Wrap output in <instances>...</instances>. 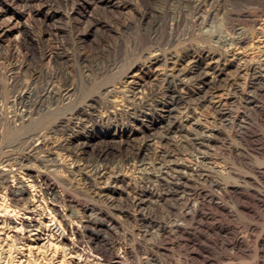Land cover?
<instances>
[{
    "label": "rangeland",
    "instance_id": "rangeland-1",
    "mask_svg": "<svg viewBox=\"0 0 264 264\" xmlns=\"http://www.w3.org/2000/svg\"><path fill=\"white\" fill-rule=\"evenodd\" d=\"M263 3L212 0L198 7L192 0H0V166L13 165L10 169L22 177L28 170L47 174L67 198L109 213L122 242L139 239L159 263L201 264L205 258L214 264H261L252 253L264 235V65L257 67L264 59ZM8 8L25 13L28 32L11 29L15 20ZM238 37L244 42L238 44ZM226 52L245 63L210 70L213 82L207 88L216 86L221 93L204 104L197 95L179 101L196 91L193 78L177 89L168 87L154 78L165 64L148 62L163 55L185 68L195 56L217 61ZM126 80L140 88H126ZM52 85L60 93L73 86L71 100L55 110H33V101L41 102ZM150 89H157L154 95ZM24 91L30 118L21 125V106L11 102ZM220 98L225 105H219ZM163 106L171 113H162ZM82 108L89 112L85 120L75 115ZM188 117L192 125H186ZM174 120L183 129L169 133ZM148 132L154 136L147 137ZM43 140L45 147L31 149ZM83 142L88 144L77 157ZM145 143L144 157L126 162L125 156ZM107 149L104 159L100 155ZM234 189L241 190L242 199ZM212 195L215 202L209 200ZM195 208L199 217H191ZM178 223L185 233L163 235V228ZM217 227L231 229L226 239L243 238L246 252L222 246ZM24 249L22 256L0 231L5 264H32ZM58 250L49 246L37 261L73 264ZM194 252L201 257H192Z\"/></svg>",
    "mask_w": 264,
    "mask_h": 264
},
{
    "label": "bare ground",
    "instance_id": "bare-ground-1",
    "mask_svg": "<svg viewBox=\"0 0 264 264\" xmlns=\"http://www.w3.org/2000/svg\"><path fill=\"white\" fill-rule=\"evenodd\" d=\"M15 1L16 0H11V2L13 3ZM211 1L212 0H192V3H194L195 6L202 7ZM9 11L10 12L12 11V20H15V25L12 26L11 29L12 30L18 29V33L20 31L28 32L29 26L26 22H24V19L26 18L25 13L18 11L16 12L9 8L5 9V12H9ZM12 23L14 22H10L8 26L12 25ZM0 37H3V34ZM243 42L244 39L241 38L238 39V44ZM222 57L223 58L216 61L213 58H211L209 55L195 56L192 59V61L190 60L191 63L189 67H185V68H178L176 65H172L173 62L171 60L170 61L168 60L170 58L167 59L163 55H157V56L155 55V58L149 60L148 62L150 64H159V65L161 63L165 64V68L159 69V71L157 70V72L154 75V78L156 80H161L163 84L168 85V87L173 86L174 89H177L178 87L184 85L185 81L188 82V80L193 78L194 79L193 81L196 84L195 86H197L196 91H194L191 95L188 94L180 95L179 101L183 102L188 100L189 97L191 98L192 96L197 95V97H199V99L201 100L200 102L204 104V103L212 102L214 99L218 98L221 93V89L216 86L214 87L209 86L210 88H207V85L210 84L209 82L212 80V79L209 80V71L212 70L213 68H220L221 66L227 67V65H233V64H237L238 67H242V65L245 63L243 58L235 54L232 55L230 54V52L228 54L226 52L225 57L224 56ZM167 63H169L170 66H167L168 65ZM261 65H264L263 57L262 60L258 63L257 67ZM159 68H161V66ZM174 75L181 77V79L175 81L173 78H175L176 76L174 77ZM257 75L258 74H256V76ZM124 83L126 85V88L127 87L130 88L131 85L132 88H134V90H138L140 88L139 86H137L138 84L135 83L134 81L127 82L126 80ZM133 84L135 86H133ZM142 86L144 87V85ZM72 87L70 86L64 88L62 93H60L58 90L59 92L58 93L56 92L57 90L56 91L54 90V86L52 85L50 89H48L44 94V99L41 102L33 101L32 105L30 106L33 108V110L37 109L38 107L39 108L44 107V109L46 110H52L54 109V107L58 108L59 103L65 104L71 100V97L74 94V88ZM156 90L153 89L149 91L150 92L149 95H154ZM142 97L144 98V96ZM28 101L29 100L27 93L24 91L18 94L15 97V99L11 102L15 108L17 106H21L20 108H18L21 109V112L18 115L21 125H24V123L27 120H29L28 118L27 120H25V117L30 118V116H27L28 111L26 110V107L29 104ZM218 101L220 106L225 105V102L221 98ZM160 106L161 105L159 104L156 105V107L159 110H160ZM161 110L162 113H167V114L171 113V111H163L165 110L164 106L161 107ZM75 113H76L75 115L83 117L84 120L88 117L89 114V112L83 108ZM140 114L142 116L143 112H140ZM260 114L263 116L264 112L262 111ZM216 115L221 119L225 117L224 112L222 113V111L218 109L216 110ZM190 118L192 117L190 116ZM190 118L186 119V125L193 124L192 119ZM193 118L195 117L193 116ZM233 123H235V120ZM182 125L183 123L174 120L172 121V123H170V126L168 127L169 131L168 130L167 131L169 133L179 132ZM182 129L183 128H181V130ZM203 132L206 133V131ZM153 133L148 132L147 137L154 136ZM164 137L159 136L160 140L162 141H164ZM87 144H88L87 142L85 143L83 142V144L81 145L79 143V145L81 147L83 146V148L81 149L77 148L79 149V153L77 152V157L82 156L83 154L82 151L83 150L85 151V147L87 146ZM63 145L65 144H60L61 147H63ZM32 146L33 147L31 149L35 151L38 149L40 150L42 149V147L46 146L45 140L41 142L38 141L37 144H33ZM148 147H149L148 144L145 143L143 147L141 146L136 151L129 153L127 156H125L126 162L135 161L143 158L144 155L146 154L145 151H147ZM110 152L111 151L107 149L106 151L102 152L100 156L106 159L108 153ZM164 157H168V154L165 153ZM7 166L9 167V165ZM10 168H6L5 164L0 166V227L3 233H5L6 236L8 237V240L10 238L14 246L18 248V252L22 256H24L23 255L24 254L23 250H25L24 248L28 250L27 251L28 256H26L27 257L26 261H28L29 263L41 264L37 261L39 259L38 258L39 252L43 251L49 246L50 247L53 246L55 248V251L59 249L63 253V255L64 254H66L67 256L70 255L73 258L72 259L73 264H83V263L84 264H162L158 262L154 254H152V252L150 253L145 251V249L141 246L140 241H138L139 239L136 240L132 236H129V238L126 237V239L129 240L128 243L122 242V240L119 238L118 235V228H120L119 225L117 224L118 222L116 223L115 219H113L112 216H109V213L108 214L104 213L101 210V208L98 209L94 205L91 206V205L81 204L79 202H76V200L75 201L71 200L70 197L67 198L66 196H64L62 191L58 189L59 187H57V185L53 182V179H50V177L45 176L47 174L41 175L38 174L37 172L35 173L33 171L28 170V172H26V175L24 174L25 176L22 177L20 176V174H16L15 170ZM262 174H259V176ZM199 175H202V173ZM216 187L219 186L217 185ZM239 191L241 190L234 189L233 194L235 197L242 199L243 196ZM209 200L211 202H215L214 196L212 195L209 198ZM199 216L200 213L198 209L195 208L191 213V217H199ZM172 227L173 228L169 227L170 229L161 228L163 235L166 236L172 234L181 235V233H185L186 231L185 230L186 228L184 229V227H182V224L179 223ZM216 230L220 234V237L222 239L221 241L222 246H230L232 250L235 251L236 253L246 252L247 250L246 249L247 247L245 246L246 241L243 238L237 236V237H232L230 239H226L229 235H231L230 228L217 227ZM249 231L251 233L254 232V228L251 227ZM86 238L89 239V242L87 243L89 244V246L87 245L88 248L84 247V242ZM1 252H0V264H5L7 257L6 254L5 255L3 254L4 252L3 253ZM252 254H254L255 257H261L262 258L261 264H264V235L260 236L256 241V246ZM191 256L197 258L201 257L200 253H195V252L192 253ZM43 257H45V255ZM108 258L111 259V261H108L109 260ZM203 259L204 260L201 262V264L215 263V262H210L205 258ZM224 264H232V263H224Z\"/></svg>",
    "mask_w": 264,
    "mask_h": 264
}]
</instances>
